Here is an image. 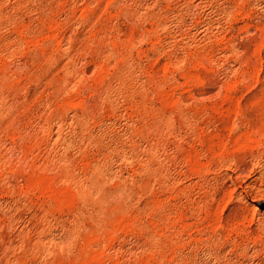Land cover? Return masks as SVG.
Listing matches in <instances>:
<instances>
[{"label": "rangeland", "instance_id": "obj_1", "mask_svg": "<svg viewBox=\"0 0 264 264\" xmlns=\"http://www.w3.org/2000/svg\"><path fill=\"white\" fill-rule=\"evenodd\" d=\"M0 264H264V0H0Z\"/></svg>", "mask_w": 264, "mask_h": 264}]
</instances>
